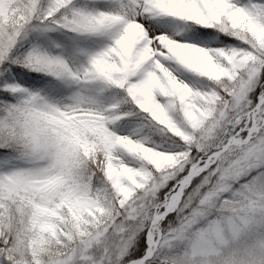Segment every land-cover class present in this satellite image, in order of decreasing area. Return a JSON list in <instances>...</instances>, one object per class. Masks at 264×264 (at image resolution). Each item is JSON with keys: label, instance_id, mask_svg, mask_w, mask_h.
<instances>
[{"label": "snow or ice", "instance_id": "snow-or-ice-1", "mask_svg": "<svg viewBox=\"0 0 264 264\" xmlns=\"http://www.w3.org/2000/svg\"><path fill=\"white\" fill-rule=\"evenodd\" d=\"M0 264H264V0H0Z\"/></svg>", "mask_w": 264, "mask_h": 264}, {"label": "rangeland", "instance_id": "rangeland-1", "mask_svg": "<svg viewBox=\"0 0 264 264\" xmlns=\"http://www.w3.org/2000/svg\"><path fill=\"white\" fill-rule=\"evenodd\" d=\"M30 75H35V74H30ZM45 79H48V78L45 77ZM25 86H29V85H25ZM37 87H39V85H37ZM125 119H127V117H125ZM118 124H119L121 127H123L122 122H118ZM130 130H131V126L124 127V132H125V134H126L128 131H130ZM143 135H144V131L141 130L140 132L137 133L136 138H139L140 136H143ZM153 138H154V137H153Z\"/></svg>", "mask_w": 264, "mask_h": 264}, {"label": "trees", "instance_id": "trees-1", "mask_svg": "<svg viewBox=\"0 0 264 264\" xmlns=\"http://www.w3.org/2000/svg\"><path fill=\"white\" fill-rule=\"evenodd\" d=\"M31 74H35V73H31ZM35 75H38V74H35Z\"/></svg>", "mask_w": 264, "mask_h": 264}]
</instances>
